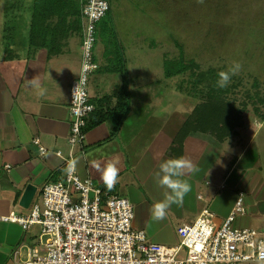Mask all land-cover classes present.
I'll return each mask as SVG.
<instances>
[{"label":"crops","instance_id":"obj_1","mask_svg":"<svg viewBox=\"0 0 264 264\" xmlns=\"http://www.w3.org/2000/svg\"><path fill=\"white\" fill-rule=\"evenodd\" d=\"M79 42L80 37L72 34L66 41H62L63 46L59 54L52 56H47L43 49L28 55L23 48L21 53L17 54L13 51L11 54L8 53L7 58L4 52L0 53V215H6L10 211L16 214L25 213L29 204L36 200L43 184L57 181L62 175L61 159L55 155V152L60 151L64 155L68 150L66 143L69 125L68 89L79 69ZM102 50V45L97 40L93 48V57L98 67L105 65ZM129 74V77L127 74L126 87L129 95L128 110L121 118L116 113L121 108L117 107L118 103L114 97V90L121 85L119 75L96 70L89 77L87 84L89 102L93 107L97 103L98 108L102 109V117L106 119L84 134L82 154L79 155L77 151L74 153L77 174L82 178L91 179L95 185L104 188L108 185L106 171L109 166H114L118 170L114 191L118 188V182L122 183V186L128 187L129 197L144 210L151 212L147 200L130 184L133 182V177L154 203L163 201L168 190L157 183L155 174L159 171L158 165L170 158L184 157L200 168L199 172L186 173L180 177L191 185V191L184 196L185 200H189L186 204V215L191 217L198 212L199 209L195 207L197 199L204 202L217 221H221L231 209L237 193H242L244 209L247 208L249 212V220L245 221L247 227L262 226L264 174L252 171V165L249 164L250 153L244 151L246 147L250 151L248 148H251V140H248L238 152L242 143L241 135L242 138L251 136L249 131L253 128V124L247 122L249 124L244 125L242 122L234 135L227 137L230 138L227 143L225 138L218 142L219 145L210 142L215 139L206 134L188 135L182 142L181 150L170 153L168 150L172 139L192 108L188 102L179 101V104L186 105L184 110H177L174 106L172 113L168 115L180 118L172 119L165 116V119H160L156 115L157 127L147 140L148 144L144 148L141 147L139 152L131 153L137 141L142 139L140 135L143 125L139 129L136 128L141 121L139 108L150 110V106H146V102L138 103L131 99V88H135L133 79L136 81L138 76L136 72L129 71ZM26 80H32L33 83L26 84ZM104 95L111 97L106 101L103 99ZM169 107L165 108L163 114L167 113ZM126 120L137 124L133 130L127 127ZM252 123L256 128L261 123L264 124V115L261 119H254ZM125 130L133 131L134 134L121 140ZM34 139L37 140L38 145L33 144ZM38 146L45 149L43 155L39 154ZM230 148H234V153ZM210 155L215 159L212 163L204 164V159ZM110 158H113V165L108 166L107 161ZM252 158L256 162L257 156ZM5 164L9 165L7 171L2 168ZM227 165H230L229 171L231 168L239 171V177L231 189H225L218 181L220 172ZM28 185L34 188V193L29 204L22 207L19 205L20 198ZM200 187L203 196L199 192L195 194ZM184 207L185 203L183 205L173 203L168 211L177 214V220H182ZM176 208L181 211H177ZM143 216H146L144 211L139 213L141 221L144 220ZM183 220L177 227L193 221L190 218ZM159 222L165 231L161 227L147 234L146 222H135L133 219V223H136L134 227L144 231L149 241L163 245L174 244L177 240L169 227V218L165 216ZM26 232L16 224L0 222V264H9L25 257L26 249L32 245L31 233L26 234Z\"/></svg>","mask_w":264,"mask_h":264},{"label":"rangeland","instance_id":"obj_2","mask_svg":"<svg viewBox=\"0 0 264 264\" xmlns=\"http://www.w3.org/2000/svg\"><path fill=\"white\" fill-rule=\"evenodd\" d=\"M108 1L109 13L107 14V20L122 45L128 77L130 76L129 71L136 72L138 76L136 81L133 79L135 88H131V99L138 103L146 102V106H150V110L139 108L141 121L138 125L136 124V128L139 129L143 125L142 135H140L142 139L137 141L136 147L133 148L131 153L139 152L141 147L144 148L148 144L147 140L157 127L156 115L160 119L166 117L179 119L180 117L168 114L172 113L174 106L180 111H183L186 106L179 104V101L186 102L185 98H188L177 90H173L179 78L165 79L162 76V58L172 59L177 57L178 49L174 44L175 41L182 48L184 58L193 60L201 70L215 68L219 72L227 71L232 62H239L241 69L238 74L231 77V81L227 86L237 83L233 90L231 88L232 92L229 94V98L236 106L244 107L242 122H244V125L251 122L253 128H251L252 131L251 129L249 131L251 136H243L242 138L241 135L242 143L239 145L238 152L248 140H251V148H248L250 151L247 150V147L244 151L247 154L250 153L251 162L249 164L252 165V171L264 174V124L261 123L256 128V125L252 123L254 119H261V116L264 115V0H204L203 3H198L197 0ZM4 3V0H0V53L3 54L5 46L3 40H6L11 51L10 54L12 51L18 54L25 48L23 33L24 31L26 33L25 28L17 26V22L13 17L15 9L20 6L10 8L6 18L8 21L11 19L12 21L2 31ZM10 25H16L19 30L11 29ZM3 35L5 39L2 38ZM188 104L191 105L189 102ZM167 106L170 107L167 113L163 114ZM126 124L127 127H131V130L136 126L131 120H126ZM237 128H235V132ZM132 132L125 130L121 140L125 137H132L134 134ZM228 139L230 138H227L225 143ZM210 142H213L214 145L218 144V141L215 140ZM231 152L234 153V148L231 149ZM255 155L257 156L256 162L252 158ZM214 159L215 157L210 155L204 159V164L212 163ZM112 161L113 158H110L107 165H113ZM244 162L247 161L244 160ZM229 168L230 165L221 168L222 171L218 180L225 189H231L239 177L237 169L231 168L232 170L229 171ZM228 171L229 173L226 175ZM118 183V188L114 192L118 196L127 197L132 205L134 221L146 222L145 231L147 234L160 229L162 226L159 223L161 222L153 219L151 212L144 210L141 205H138L136 201L129 197L128 187L126 188L125 185L122 186V183ZM130 184L134 186L135 190H138L152 208L153 199L147 195L142 186L134 181V177L133 182ZM198 192L203 196L201 187L195 194ZM160 197H162V194H160ZM184 203L182 220H177L178 215L169 212L168 209L166 212V217L169 218L170 222L169 227L172 235L177 240L176 242H178L176 228L184 221L183 218L193 220L202 208H206L204 202L196 199L195 207L199 210L195 216L190 217V215H186V204L189 203V200L184 198L183 203L180 205ZM246 209L244 216L237 219V225L239 224L242 227L248 226L245 223L246 220H249V212ZM176 210L181 211L178 208ZM142 211L146 213V216H143V221L139 219V213ZM134 224L136 223H133L132 227L136 229ZM28 233H31L33 244L37 240V228L29 229L26 234ZM163 235L166 237V233ZM239 264H264V262H243Z\"/></svg>","mask_w":264,"mask_h":264},{"label":"built area","instance_id":"obj_3","mask_svg":"<svg viewBox=\"0 0 264 264\" xmlns=\"http://www.w3.org/2000/svg\"><path fill=\"white\" fill-rule=\"evenodd\" d=\"M109 10L108 0H85L80 9L81 42L79 69L68 89V150L62 155V175L45 182L27 211L0 215V222L21 230L37 228V240L25 257L9 264H239L264 262V224L258 228L237 225L245 214L242 193H237L227 215L217 221L202 208L188 224L176 228L178 242L172 245L149 241L144 231L132 227V205L114 192V185L98 187L75 168L74 153L82 154L89 102L88 79L97 67L93 61L96 23ZM76 85L84 88L81 103L73 99ZM73 99V100H72ZM33 144L38 145L36 139ZM38 152L46 151L38 146ZM2 168L7 171L9 165Z\"/></svg>","mask_w":264,"mask_h":264},{"label":"trees","instance_id":"obj_4","mask_svg":"<svg viewBox=\"0 0 264 264\" xmlns=\"http://www.w3.org/2000/svg\"><path fill=\"white\" fill-rule=\"evenodd\" d=\"M4 2L2 31L12 21L6 18L10 8L20 6L15 9L13 17L17 26L26 29V33L25 31L23 33V43L28 55L39 49L45 50L47 56L57 55L63 46L62 41H66L72 34H77L81 42L80 9L85 0H4ZM108 13L109 10L98 20L95 31V43L98 40L102 45L105 65L97 66L93 72L97 70L116 73L121 78L119 89L114 90L117 107L121 108L116 113L121 118L127 113L129 100L126 88V58L119 38L107 20ZM17 26L10 25L11 29H18ZM3 41L5 43L3 52L7 58V54L11 51L6 40ZM174 44L178 49L177 57L162 58V76L165 79L179 78L174 85L175 90L188 98L185 100L192 105V108L172 139L168 150L170 153L179 152L184 138L188 135L206 134L218 142L234 135L235 128L242 125L244 110V107L236 106L229 98L237 83L223 89L217 88L215 85L219 70L215 68L201 70L193 60H186L182 48L175 41ZM92 59L95 62V57ZM110 97L111 95H104L103 99L108 101ZM101 111L102 109L95 103L93 110L85 118V125L82 128L84 134L106 119L102 117ZM114 128L116 129V126Z\"/></svg>","mask_w":264,"mask_h":264},{"label":"clouds","instance_id":"obj_5","mask_svg":"<svg viewBox=\"0 0 264 264\" xmlns=\"http://www.w3.org/2000/svg\"><path fill=\"white\" fill-rule=\"evenodd\" d=\"M198 3H203L204 0H197ZM241 65L239 62H232V65L227 71L219 72L216 81V87L219 89L226 88L233 75L239 73ZM26 84H32V80H26ZM43 93H41L42 95ZM86 93L84 88L76 85L72 90L73 99H79L82 103ZM72 99V100H73ZM159 171L155 174L158 185L166 188L168 191L165 193V199L156 202L152 205L151 215L152 218L159 221L165 218L167 209L171 204H182L183 198L191 191V185L187 180H182L180 177L186 173L199 172L200 168L192 163V161L184 157H175L162 161L158 165ZM118 170L114 166H109L106 171V183L112 187L117 182Z\"/></svg>","mask_w":264,"mask_h":264},{"label":"water","instance_id":"obj_6","mask_svg":"<svg viewBox=\"0 0 264 264\" xmlns=\"http://www.w3.org/2000/svg\"><path fill=\"white\" fill-rule=\"evenodd\" d=\"M33 193H34V188L33 187H31L30 185L25 187V189L23 191V194H22V196L20 198L19 205L22 206V207H26L29 204Z\"/></svg>","mask_w":264,"mask_h":264}]
</instances>
